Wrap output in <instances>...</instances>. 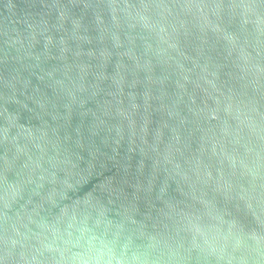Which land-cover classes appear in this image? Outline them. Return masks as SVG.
<instances>
[{
	"label": "water",
	"instance_id": "water-1",
	"mask_svg": "<svg viewBox=\"0 0 264 264\" xmlns=\"http://www.w3.org/2000/svg\"><path fill=\"white\" fill-rule=\"evenodd\" d=\"M264 264V0H0V264Z\"/></svg>",
	"mask_w": 264,
	"mask_h": 264
},
{
	"label": "clouds",
	"instance_id": "clouds-1",
	"mask_svg": "<svg viewBox=\"0 0 264 264\" xmlns=\"http://www.w3.org/2000/svg\"><path fill=\"white\" fill-rule=\"evenodd\" d=\"M107 264H111V260L109 259V261L107 262Z\"/></svg>",
	"mask_w": 264,
	"mask_h": 264
}]
</instances>
